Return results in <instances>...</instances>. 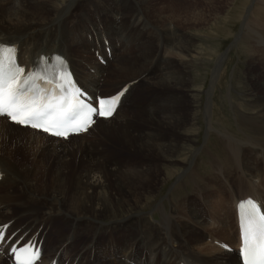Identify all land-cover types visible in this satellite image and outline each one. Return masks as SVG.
Here are the masks:
<instances>
[{
	"label": "bare ground",
	"instance_id": "obj_1",
	"mask_svg": "<svg viewBox=\"0 0 264 264\" xmlns=\"http://www.w3.org/2000/svg\"><path fill=\"white\" fill-rule=\"evenodd\" d=\"M26 1L16 4L15 0H0V9L4 11H0V45L15 47L16 60L25 72L43 70L44 59L50 61L54 54H60L68 59L77 82L92 98L115 95L118 91H122V95L111 117L95 118L84 133L70 134L67 138L49 137L0 116V140L12 135L14 139L19 138V142L15 141L16 146L23 154H29L30 161L29 166L17 169L3 160L0 153V189L5 191V195L0 197V233L4 237L0 240V264H16L12 249L27 241L34 243L40 251L35 264H244L240 262L238 252L235 255L230 251L238 249L236 204L241 199L251 198L264 208V131H261L264 126V94L253 91L254 88L264 87L263 80H255L253 87L247 83L239 89L240 93L247 95L243 99L249 102L246 107L256 108L254 112L262 120L246 121L239 117L238 112L236 117L246 122H240V128L237 127L240 132L244 130L242 134L247 139L240 136L239 139L242 137L243 140L237 141L234 133L225 132V128L216 130L211 125L213 76L212 84L205 93L207 101L203 119L206 134L214 128L221 134L223 145L217 148V152L214 151L218 153L216 159L203 156L207 157L204 168L208 170L199 168V172L198 163L194 168L193 160L200 148H195V143L192 144L189 139L197 132L198 124L195 123L200 116L199 110L192 104L187 109V116L182 118L176 108L182 98L177 94L190 90V69L195 65L193 59L196 53L199 54L190 37L191 32L187 27H184L185 31L181 28L190 23L193 27L198 26L207 19L205 12L193 5L196 0H181V4L177 0H109L108 11L103 10L104 19L114 15L116 22L112 28L107 26L110 34L100 26L97 34L93 35L85 29L89 18L95 17L98 0H35L31 6H20ZM208 1L212 3L214 0ZM248 1L236 39H244L250 56L260 51L262 58L264 42L258 29L264 27V0ZM81 2L80 6L84 8V4H88L87 15L75 10ZM19 6L21 11L15 9ZM128 8L132 12L127 14ZM174 8L177 12L169 11ZM91 13L93 16L89 15ZM67 22L72 25L71 39L63 33ZM128 24L130 29L126 32ZM144 31H147L145 37L151 39L148 44L146 38L141 40ZM154 38L161 40L160 44H154ZM130 41L134 43L131 46ZM141 41L146 47L139 44ZM83 43L86 46L81 48L79 44ZM164 45L168 51L166 61L160 51ZM73 46L79 47L77 52L84 56L82 60L73 59L68 52V48L71 50ZM94 51L106 65L90 59ZM125 53L131 58L127 59L123 55ZM221 61L222 55L216 61L215 72L220 69ZM249 78L253 80L252 75ZM103 84L110 89L107 93L99 91ZM141 86L153 91L165 87L167 92L163 96L152 94V97H147L146 101H151L144 110L141 109L145 107L142 99L138 102L135 97L129 101L130 94ZM194 96L192 93V98ZM127 100L129 104L133 101L131 109L125 108ZM195 101L194 98L192 103ZM255 113L250 114L253 116ZM187 120L191 125H187ZM91 132L96 133L95 139L102 138L104 143L92 145L94 141L88 139L84 144L74 142L66 148L62 147L63 142L57 144L58 140L70 142ZM242 146L248 150V147L258 149L256 154L260 159L256 157V162L259 161V165L243 168L245 170L240 168L242 173L238 175L235 172L234 176L226 174H230L231 168L237 170L240 167ZM130 152L156 157L153 170L145 161L137 164L140 158L131 162L121 158V154L131 155ZM73 153L80 156V163L72 184L75 192L70 194L67 191L70 188L67 179L71 177L68 170L77 158L72 157ZM215 162L222 166L225 172L220 174L225 173V177H220L222 185H219L215 205H212L213 218L208 221L217 217V223L224 228L210 225L195 214L194 221L199 223L197 227L203 231L202 238L205 240L199 241L186 233L189 226L184 227L187 224L183 214L187 208L184 202L191 193L196 192L194 197L189 198L199 199L203 189L211 191L207 190V183L203 181L214 178ZM13 169H17L16 173ZM39 169L41 172H38ZM40 173L42 175L39 176ZM36 175L41 185L39 190L36 188ZM48 177L50 182L47 185L43 179L46 181ZM232 181L239 184H232ZM166 185L168 190L161 195ZM175 192L180 193L176 196ZM19 194L26 200L18 198ZM226 215L229 217L227 220ZM19 216L26 219L25 222L19 223ZM55 216L65 222L63 227L67 231L59 228L58 233L56 228L59 224L54 225ZM142 226L144 231L139 230ZM88 228L92 230L86 232ZM153 232L157 240L149 235ZM48 234L56 237L55 243H46L48 238L45 236Z\"/></svg>",
	"mask_w": 264,
	"mask_h": 264
},
{
	"label": "rangeland",
	"instance_id": "obj_2",
	"mask_svg": "<svg viewBox=\"0 0 264 264\" xmlns=\"http://www.w3.org/2000/svg\"><path fill=\"white\" fill-rule=\"evenodd\" d=\"M15 1H16V4H18L23 0H15ZM34 1L35 0H27L26 2H23L20 6H24V7L31 6ZM155 1L158 2L159 0H155ZM98 2H99L98 4H95L96 5L95 17L89 18V22L86 23L85 31H90L91 35L97 34L100 26H102L104 28L106 33H109L108 27L112 28V25L116 22L114 15L110 16V17H106L104 19L105 13L103 12V10L108 11L109 0H98ZM177 2L180 3L181 0H177ZM248 3H249L248 0H227V1L226 0H220V1L214 0L212 3H210L208 0H196V1H194L193 5H196L199 10L204 11L205 16H206L205 18H207V19L203 23L199 24L198 26L193 27L192 24L190 23V24H187L181 28V30H183V31H185L184 27L188 28L187 30L191 32L190 37L194 40V45L199 52V54L196 53V58L193 59V61H194L193 64H195L194 67H192L190 69V77H189V80H190L189 81V89L190 90L186 93L185 92H179L177 94L179 97L181 96L182 98H180L178 104L176 105V108H178V110L181 112V115L183 116L182 118L187 116L186 112H188V110H189L190 106H192V104H193V106H195L196 110L197 109L199 110L200 116L198 115L199 118L195 123V124H198L197 125L198 126L197 132L193 136L189 137V139L192 141V144L195 143V148L197 146H198L197 148H200L198 150V153L196 154L197 157L195 158V160H193L194 166H195L194 168H196V164L198 163V167H197L198 170H199V168H200V170L202 168H203L202 170H208V168H204L206 165V163H204V162L206 161L207 157H203V156H208V158L211 157V158L216 159V156H218V153L215 154V152H217V148L218 149L222 148V145H223L222 140L220 139L221 134H218V132L215 131L214 128L211 129V131L208 133V135L206 134V125H205L206 122L203 119V115H204V111H205L204 107H205V103L207 101V94H205V93L210 88V86L212 84L213 76L215 79V83L213 85V89L211 91V96H210V103H211L210 110L213 112V113L211 112V115H212L211 125L216 127L215 128L216 130H222L223 128H225V132L227 131V133H234L235 135H233V136L237 138V139L236 138H234V139L239 141V140H243L242 137H245L242 134V133H244V130H242L243 132L239 131V128H240L239 123L240 122L245 123L246 121L262 120L261 118H259L258 113L254 112V110H257L256 108L253 110V108L250 109V108L246 107L249 104V102L246 100H243V99H246L247 95L245 93H240V91H239V89L241 90L242 87H244V85H246L247 83L250 84V87H253L252 83H254L255 80L256 81L263 80V82H264V57L260 58L262 55V52L256 51L253 53V56H250V54H248V52L246 50V47H245L246 42L243 41L244 39L243 38H240L238 40L236 39L237 38L236 35H238V33H239L238 31H239L240 25L242 23L241 19H243L242 16H243L244 11L246 10V8L248 6ZM82 4L83 3L81 2L75 8V10L81 15L85 14L86 9H88V6H87L88 4H84V6H86V8L81 7L80 5H82ZM103 5L105 7H103ZM20 6L15 7V9L19 10ZM213 7H214V9H213ZM116 8H117V6L114 7L113 9H116ZM130 9L131 8H128V10L126 11L127 14L132 12V11H130ZM0 11L4 12L2 9H0ZM20 11H21V9H20ZM169 11L174 13V11L177 12V9L176 8L169 9ZM150 14L153 15L152 11H150ZM85 15H87V14H85ZM89 15L93 16V13H91ZM121 20H122V22L124 21L123 19H121ZM119 22H121V21H119ZM129 26H130V24H128L126 26V28H125L126 32L129 31V29H130ZM148 26H150V25H148ZM71 27H72L71 23L67 22L65 28H63L64 36L68 39L73 38V35L70 33ZM259 29H258V32H259V35H261L260 39L263 40V42H264V36H263L264 32H262V31H264V27H261ZM83 32H84V30L82 31V37H83ZM146 32L147 31H144V33L141 34L143 36V38L141 37V40H144V38H146V44H148L149 42H151V39L145 37ZM116 35H118V32L116 33ZM135 35L140 37V35H138L137 33ZM144 41H141L139 43L142 45V47H146V44L144 43ZM160 42H161V40L158 41V40H156V38H154V44H160ZM129 44L131 46L134 43H132V41H130ZM235 44H236V46H235ZM79 46L81 48H84L86 46V44L85 43L79 44ZM134 49L136 50V46L134 47ZM68 50H69L68 52L72 55L73 59H74V57L80 58L81 60L84 58V56L80 55L77 52L79 50V47L73 46L71 48V50L69 48H68ZM160 51H161V57L166 61V56L168 55V51L166 50V46L165 45L162 46V48H160ZM123 55H126V57H127L126 53ZM123 55L121 57L119 55V57L122 58V57H124ZM221 55H222V61H221L220 69L215 72L216 61H217L218 57H221ZM109 56H110V53H109ZM99 58H101V57H100V55H98L97 51L92 52L90 59H92L93 61H95V60L100 61V63L103 64V62H101V60ZM129 58H131V55L130 56L128 55L127 59H129ZM170 58L172 59V57H170ZM111 59L112 58H110V64H112ZM103 65H106V63ZM105 67H107V69L109 68L108 66H105ZM250 75L253 76V80H251L249 78ZM109 77H111V76H109ZM121 78H123V77H121ZM115 79H117V78H115ZM117 80H123V79H117ZM143 88H144V86H141L140 89H138L135 92H133L132 94H130L129 101H130V98L132 100L135 97H137L138 102H139V100L142 99V105L144 104L145 107H141V109L144 108V110L147 109L146 106L149 105V103L151 101L150 99L148 101H146L148 98H150V96L152 97L153 95H155V96L157 95L156 97H159V96H163L167 92L165 87L158 89L156 91H153V89H151L149 87H146L144 89ZM105 89H107V90H105ZM254 89L255 90H253V91H255L256 94H259V95L264 94V87H261V88L257 87ZM108 90H110L109 87L107 85L103 84L100 87L99 91H103V92L107 93ZM192 93L195 94L194 98L197 100L194 103H192V100L194 99V98H192ZM129 101L127 100V102L125 103L126 104L125 108L130 107V109H131L133 101H131L130 104L128 103ZM195 103H197L198 105ZM191 109H192V107H191ZM249 110H251V111H249ZM241 111H243L244 113L243 112L241 113ZM238 112L240 115V116L239 115L238 116L241 117L242 119H245L246 121H243L241 119H238V117H236L237 116L236 114ZM250 113L251 114L255 113V114L252 116ZM249 119H251V120H249ZM186 122H187V125H191L190 122H188V120ZM181 125H183V124H181ZM237 126H239V128ZM138 127L139 126H136V128H138ZM220 127H222V128H220ZM231 130L233 132H231ZM261 131H264V126L261 128ZM95 134L96 133L91 132V134L85 135V137H83V138L77 136L78 138H74L75 140H72L73 142L72 141L67 142V141L58 140L57 144H61L63 142L62 147L66 148L67 146H70V144L74 145L73 144L74 142L75 143L79 142V143L84 144L86 142V140H88V139L94 141L93 142L94 144L91 143L92 145H101V143H104L102 138H101V140L99 139V137H97L95 139L94 138ZM240 136H242L241 139H239ZM14 137L15 136L12 135V136L1 138V140H0V153H2L1 157L3 160H6L7 162L12 164L17 169H22L23 167H25V166L27 167L30 165L29 154L25 155V154H23V152L19 151V146H16L17 144L15 143V141L19 142V138L17 140V139H14ZM245 138L247 139V137H245ZM7 143H8V145H7ZM248 148L250 151L243 146L241 148L243 150H240V154H239L240 159L241 158L243 159V161H242V159L240 161L241 164L239 162L240 167L237 170L231 168V172L233 170L234 171L232 173L230 172V174L227 172L226 174L234 176L233 173L235 172L234 174L237 173L236 175H238V173L239 174L242 173V172H240V168L246 169L248 166L250 167V166H256V165L258 166L259 165V161L256 162L257 159H260L259 156L256 154L258 149L255 148V150H252L250 147H248ZM8 150H9V153H8ZM88 151H89V149H87V154H88ZM125 153H128V152L125 151ZM125 153L121 154V158H123L127 162H131L132 159H134V158H135V160L137 158H140V161L137 164L145 161V163L151 165L152 170H153L152 166L157 161L156 157H153V156L148 155V154L147 155L144 153L143 154H133V153L131 154V152H130L131 155H128V154L125 155ZM210 154L211 155L215 154L214 155L215 157L213 155L211 156ZM72 157H75V158L77 157V158L75 159L76 163L74 161L72 167L68 170L69 174L71 173L70 174L71 177L67 179V181L70 184V188L67 191H69L70 194L75 192V188H74L75 186L72 184H74V181H75L74 179L76 178L74 174L79 169V163H80V162L78 163V161H79L78 159L80 158V156H76V154L73 153ZM256 157H257V159H256ZM20 159H22V160H20ZM249 161H251L252 163ZM216 163L217 162H215V166H218L219 169L213 165V167H214L213 171L216 172V173L214 172V178L210 179V180H206V181L204 180L203 181L204 183H207L205 185V187H208L207 190H211V191H205V189H203V191L201 192L202 198H199L200 200L196 197H195V199H192V197H194L196 192L191 193V194L186 196V198H185L186 202H184V204L187 206V208L184 209L185 212L183 213L185 215V217H184L185 223H187L184 225V227L188 228L187 225L189 226L187 231H186V228H184V230L186 231V233L188 235L191 236L192 239L197 238L199 241L204 240L202 238L203 237L202 236L203 231L197 227V225H199V223L197 224V222L194 221L195 214L197 215L198 218L205 220V222L209 223L210 225L212 224V225L218 226L219 228H224L223 225H220V223H217V221H216L217 217H214L215 220H213L211 222L208 221L209 218H211V217L213 218L212 205L213 206L215 205L216 195L218 194V190L220 189L219 185L220 186L222 185V183L220 182L221 181L220 177L223 176L222 179H224V177H225V173L220 174V172H225L223 170L222 166L219 163H217L218 165ZM239 164H238V166H239ZM49 166L51 167L52 163ZM17 169H13V171L15 172ZM245 169H243V170H245ZM200 170H199V172H200ZM38 172H41V170L39 169ZM217 173H218V176H217ZM48 174H49V171L46 175H48ZM38 175L40 176L42 174L40 173ZM38 175H36L37 176L36 180L38 183L37 184L34 183L37 185V187H36L37 190H39V188L41 187V185H39V178H38L39 176ZM11 177H12V175H11ZM13 178L14 177H12V179ZM48 179H49V177L46 178V181L43 179V181L46 182L45 184H47V185L50 182V181H48ZM36 180H35V182H36ZM207 181H210V182H207ZM232 182H234V181H232ZM232 184L238 185L239 183L234 182ZM167 187L168 186L166 185L164 187V189L161 190V193H160L161 195H163L167 192V190H168ZM13 189H15V188H13ZM11 191L12 190H10V192ZM4 192H5L4 188H3V190L0 189V197H2V195H5ZM179 193L176 194V192H175V195L178 196ZM67 194H68V192H67ZM188 196H192V197H190L191 199ZM20 197H21V194L18 195V198H20ZM21 198H22V200H24V199L26 200L25 197L24 198L21 197ZM226 210H227V212L229 211V209H227V208H226ZM19 218L21 219V216H19ZM54 218H55L54 219V222H55L54 225H56L57 223L59 224L58 228H56L58 230V233H59V228L60 229L63 228L64 229L63 231H67V229L63 227L65 222L62 219H60V217L58 218V216L57 217L55 216ZM228 218L229 217H227V215H226V220ZM25 220H24V218H22L19 221V223H23V222H25ZM228 224L230 225V223H228ZM46 226H48V225H46ZM68 227H70V226H68ZM142 229H143V226L139 227L140 231L145 230V228L143 230ZM68 230H69V228H68ZM91 230H92L91 228H88L86 230V232L91 231ZM203 230L209 232L206 229H203ZM147 231H148V229H147ZM152 231H153V229H152ZM125 235H127V234H125ZM149 235H151L153 237V239L157 240L154 232L152 234L149 233ZM127 236H130V235H127ZM60 237H63V235H61ZM45 238L49 239V240L46 239V243H49L50 245L56 242V239H55L56 237H54L53 234L51 236L47 235ZM230 252H233V254L236 255L235 249H234V251H230ZM71 255H73V254H71Z\"/></svg>",
	"mask_w": 264,
	"mask_h": 264
},
{
	"label": "snow or ice",
	"instance_id": "obj_3",
	"mask_svg": "<svg viewBox=\"0 0 264 264\" xmlns=\"http://www.w3.org/2000/svg\"><path fill=\"white\" fill-rule=\"evenodd\" d=\"M14 53V48L0 45V116H6L18 124L41 128L52 135L66 136L69 128L86 131L92 123V114L111 116L115 110L120 95L101 99L99 108L80 99L83 93L79 89H73L70 97L46 96V90H41L36 83L44 77L38 73L25 75V70L17 65ZM70 76L65 71L61 77L65 83L57 84L56 87L66 92L65 85L72 86ZM240 208L244 210L241 220L244 264H264V212L252 200L242 203ZM3 239L0 233V240ZM12 252L16 264H34L40 256L34 244L13 248Z\"/></svg>",
	"mask_w": 264,
	"mask_h": 264
}]
</instances>
